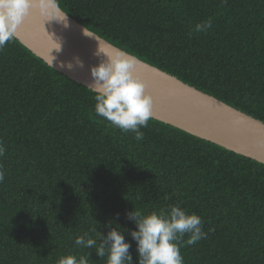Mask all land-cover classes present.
<instances>
[{
	"label": "trees",
	"instance_id": "1",
	"mask_svg": "<svg viewBox=\"0 0 264 264\" xmlns=\"http://www.w3.org/2000/svg\"><path fill=\"white\" fill-rule=\"evenodd\" d=\"M54 1L123 51L264 122V0ZM95 94L14 35L0 50V264L89 252L90 264H105L74 239L117 224L138 264L126 212L169 205L198 214L207 233L180 242L183 264H264V163L153 117L137 141L96 115Z\"/></svg>",
	"mask_w": 264,
	"mask_h": 264
},
{
	"label": "clouds",
	"instance_id": "2",
	"mask_svg": "<svg viewBox=\"0 0 264 264\" xmlns=\"http://www.w3.org/2000/svg\"><path fill=\"white\" fill-rule=\"evenodd\" d=\"M32 3L33 0H0V50L12 39ZM49 5L56 9L52 0H41L42 13L50 19L65 21L67 26L66 13L62 17L57 16L48 10ZM211 26L212 21L208 20L196 25L195 30L206 32ZM58 45L57 50L61 47L60 43ZM95 54L106 57L91 67L96 115L115 128L134 132L136 140L142 141L144 134L141 128L147 127L152 118L153 99L143 80L134 74L136 59L118 49L107 52L100 42ZM77 64L83 67L79 59ZM68 67L72 68V64ZM4 153L5 148L0 142V156ZM3 180L4 173L0 170V182ZM125 215L136 224L129 231L136 242L138 264H183L180 242L192 245L207 235L203 230L202 218L179 205H169L166 209L149 213L134 208ZM185 235L188 236L186 241L183 239ZM74 243L77 247L95 249L105 264H136L130 251L131 241L125 239V229L119 224L110 227L106 234L99 231L96 238L88 233L78 235ZM90 256L91 252L87 255L69 253L60 256L56 264H90Z\"/></svg>",
	"mask_w": 264,
	"mask_h": 264
},
{
	"label": "water",
	"instance_id": "3",
	"mask_svg": "<svg viewBox=\"0 0 264 264\" xmlns=\"http://www.w3.org/2000/svg\"><path fill=\"white\" fill-rule=\"evenodd\" d=\"M52 3L56 9L49 5L48 10L62 17L66 12L54 0ZM66 20L67 26L63 20L50 19L42 13L41 0H33L14 36L50 66L94 90L91 67L106 58L95 54L98 43L107 52L125 51L67 13ZM58 43L59 50L56 49ZM131 56L136 59L134 74L143 80L152 96L153 118L264 163L263 121ZM77 59L82 61L83 67L77 64Z\"/></svg>",
	"mask_w": 264,
	"mask_h": 264
}]
</instances>
